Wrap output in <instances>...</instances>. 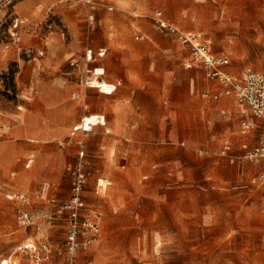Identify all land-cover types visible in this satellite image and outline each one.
Returning <instances> with one entry per match:
<instances>
[{
  "label": "rangeland",
  "instance_id": "1",
  "mask_svg": "<svg viewBox=\"0 0 264 264\" xmlns=\"http://www.w3.org/2000/svg\"><path fill=\"white\" fill-rule=\"evenodd\" d=\"M94 1L97 8L86 0H18L0 22V264H64L58 254L36 263L20 247L62 244L65 223L41 233L21 226L7 193L33 195L48 182L49 195L69 197L68 164L81 143L87 204L103 218V234L84 256L91 264H264V186L250 180L262 165L220 153L226 137L241 152L254 132H242L251 114L236 99L204 98L215 80L152 22L163 9L181 28L209 34L215 52L230 58L226 69L264 71V0ZM100 46L106 55L87 61L86 49ZM95 66L105 67L106 80L121 79L115 93L86 85ZM95 112L108 125L75 130ZM32 206L51 204L38 198Z\"/></svg>",
  "mask_w": 264,
  "mask_h": 264
},
{
  "label": "built area",
  "instance_id": "2",
  "mask_svg": "<svg viewBox=\"0 0 264 264\" xmlns=\"http://www.w3.org/2000/svg\"><path fill=\"white\" fill-rule=\"evenodd\" d=\"M18 0H0V22L6 14L8 8L14 5ZM90 2L92 8L96 7L97 1L86 0ZM134 16H138L139 12L133 11ZM94 18L90 14V20ZM18 17L15 16L14 27L18 24ZM153 27L166 33L174 34L184 45L191 50V59L189 64L195 63L205 70V74L209 79L215 80L219 88L212 90L205 89L202 96L208 99H220L222 96H233L240 107V112L245 114L250 112L251 117L242 120V132L250 133L258 127L261 132L258 141L252 145L248 138H244L241 143V152H237L235 143L232 138L226 137L223 140L220 153L230 162L236 160H250L258 162L262 165V170L250 177L255 185L264 186V71L247 66L241 74H236L225 69L230 64V58L226 55H220L215 52L211 36L204 31L187 30L181 28L176 22L170 20L163 9H156L152 15ZM17 37L16 32H12ZM145 34L139 33L136 38H143ZM31 50V47H29ZM106 48L95 50L89 47L85 51L86 60L95 59L103 56ZM91 70L93 77L99 80L96 87L100 91L111 94L116 90L117 84L113 83L112 88L104 89V69L98 66ZM91 79V78H90ZM86 85L90 86L89 80ZM95 121H90L84 116L82 121L75 125V130L88 132L93 129L91 125L105 124L104 114H95ZM86 150L84 143H81L79 153L73 162L68 164L71 175L70 195L66 199L59 200L55 196L49 195L48 185L41 186L37 193L31 195L24 191H11L7 193V197L16 202V219L23 227L35 228L38 233L51 226L55 220L60 219L65 223V237L60 245L45 240L37 244L35 242H26L21 245V250L30 253L31 260L36 263L58 254L62 257L64 264H82V258L86 256V252L91 245L99 240L103 234V218L102 213L98 209L89 208L86 199V186L89 177V171L86 166ZM32 158L26 165L30 166ZM100 186L103 182L99 183ZM106 185V184H104ZM47 199L51 206L46 209L36 210L33 208V202L38 199ZM87 264H91L92 260H85Z\"/></svg>",
  "mask_w": 264,
  "mask_h": 264
},
{
  "label": "crops",
  "instance_id": "3",
  "mask_svg": "<svg viewBox=\"0 0 264 264\" xmlns=\"http://www.w3.org/2000/svg\"><path fill=\"white\" fill-rule=\"evenodd\" d=\"M97 5H98V3H96V7L95 8H97ZM108 6L110 7V8H113V5H111V4H108ZM90 7L92 8V6L90 5ZM90 15V14H89ZM189 30H192V29H189ZM199 31H201V30H199ZM101 47H103V48H106V52H107V47H105V46H100L99 48H101ZM99 48H97V49H95V50H98ZM106 55V53L103 55V56H105ZM103 56H99V57H103ZM99 68H101V69H104V73H103V75L105 74V67H100V66H98ZM226 69V68H225ZM226 70H228V69H226ZM228 71H230V70H228ZM103 78H104V76H103ZM105 79V78H104ZM113 83H116L117 84V88H116V90H114L111 94H113V93H115L116 91H117V89H118V87H119V85L121 84V79H117L116 81H113ZM210 84V83H209ZM207 88H210V89H212V90H216L217 88H219V86L217 85V82H215L214 81V84L213 85H209ZM100 91V90H99ZM100 92H102V91H100ZM102 93H104V92H102ZM104 94H106V93H104ZM205 98V97H204ZM208 99V98H207ZM234 97L233 96H222L220 99H209V100H217L221 105H227V104H229V103H232V101H234ZM228 101V103L226 104V102ZM99 110H101V109H98V111ZM221 110V112L222 113H227V111H226V108H221L220 109ZM104 114L105 115V120H106V123L105 124H97V125H102V126H105V125H108V120H109V118L107 119V116H106V114L105 113H103V112H95V113H91V114H87V115H95V114ZM95 125V124H94ZM94 125H92V128H93V126ZM251 135V138L250 137H246V138H248L249 140H252V139H255L254 138V136H255V131L253 132V133H251L250 134ZM30 158H32L31 156H29L26 160L28 161ZM33 160H34V158H32V162H33ZM27 163V162H26ZM28 167V166H27ZM48 185V189H50L51 187H50V184L48 183V182H43L42 183V186L43 185ZM90 250V249H89ZM88 250V251H89ZM85 254H87V253H85ZM89 255V254H88ZM88 255H87V257H88ZM83 258H85L84 260H89V259H92L91 258V256L90 257H88V258H86V257H83Z\"/></svg>",
  "mask_w": 264,
  "mask_h": 264
},
{
  "label": "bare ground",
  "instance_id": "4",
  "mask_svg": "<svg viewBox=\"0 0 264 264\" xmlns=\"http://www.w3.org/2000/svg\"><path fill=\"white\" fill-rule=\"evenodd\" d=\"M98 83H99V80L97 78H95V77H92L89 80V84L92 87H96L98 85ZM112 86H113V82H110V81L104 79V86H103L104 89H110V88H112ZM86 116H87V119H89L90 121H95V119H96V116L95 115H86ZM90 127H92V125Z\"/></svg>",
  "mask_w": 264,
  "mask_h": 264
}]
</instances>
